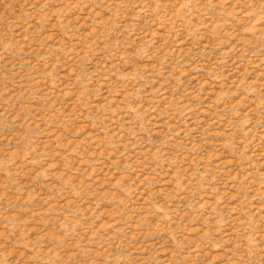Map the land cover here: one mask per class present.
<instances>
[{
	"label": "rangeland",
	"instance_id": "1",
	"mask_svg": "<svg viewBox=\"0 0 264 264\" xmlns=\"http://www.w3.org/2000/svg\"><path fill=\"white\" fill-rule=\"evenodd\" d=\"M0 264H264V0H0Z\"/></svg>",
	"mask_w": 264,
	"mask_h": 264
}]
</instances>
